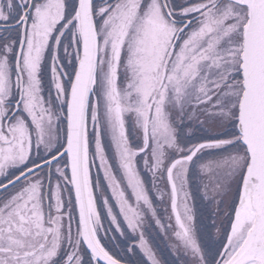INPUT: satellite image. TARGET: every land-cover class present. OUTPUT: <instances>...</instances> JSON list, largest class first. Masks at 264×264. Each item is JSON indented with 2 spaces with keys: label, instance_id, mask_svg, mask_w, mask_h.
<instances>
[{
  "label": "snow or ice",
  "instance_id": "obj_1",
  "mask_svg": "<svg viewBox=\"0 0 264 264\" xmlns=\"http://www.w3.org/2000/svg\"><path fill=\"white\" fill-rule=\"evenodd\" d=\"M0 264H264V0H0Z\"/></svg>",
  "mask_w": 264,
  "mask_h": 264
}]
</instances>
